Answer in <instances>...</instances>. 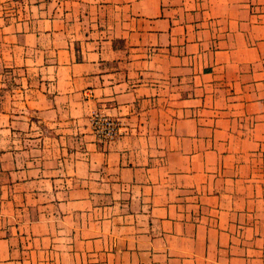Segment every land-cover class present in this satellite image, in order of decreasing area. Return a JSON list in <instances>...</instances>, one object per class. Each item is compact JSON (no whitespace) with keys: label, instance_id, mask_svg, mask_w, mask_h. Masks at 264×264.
Here are the masks:
<instances>
[{"label":"crops","instance_id":"crops-1","mask_svg":"<svg viewBox=\"0 0 264 264\" xmlns=\"http://www.w3.org/2000/svg\"><path fill=\"white\" fill-rule=\"evenodd\" d=\"M0 264H264V0H0Z\"/></svg>","mask_w":264,"mask_h":264},{"label":"built area","instance_id":"built-area-1","mask_svg":"<svg viewBox=\"0 0 264 264\" xmlns=\"http://www.w3.org/2000/svg\"><path fill=\"white\" fill-rule=\"evenodd\" d=\"M91 123L94 134L101 142L115 141L124 133L119 119L102 111L93 112Z\"/></svg>","mask_w":264,"mask_h":264}]
</instances>
